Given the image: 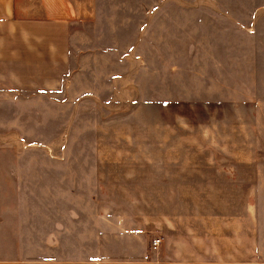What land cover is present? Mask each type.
I'll return each instance as SVG.
<instances>
[{"label":"rangeland","instance_id":"obj_1","mask_svg":"<svg viewBox=\"0 0 264 264\" xmlns=\"http://www.w3.org/2000/svg\"><path fill=\"white\" fill-rule=\"evenodd\" d=\"M72 1L61 86L0 95L15 210L94 202L73 259L264 264V0ZM73 217L64 239L89 232ZM44 244L22 241L21 264H46Z\"/></svg>","mask_w":264,"mask_h":264},{"label":"crops","instance_id":"obj_2","mask_svg":"<svg viewBox=\"0 0 264 264\" xmlns=\"http://www.w3.org/2000/svg\"><path fill=\"white\" fill-rule=\"evenodd\" d=\"M74 7L72 0H0V95L8 98L10 94L32 96L38 89L52 90L61 86L62 78L70 69L69 17L76 15ZM21 156L18 153L0 154V162ZM4 164H0V174L3 170L8 180L2 185V175L0 181V264H21V242L40 239L45 240L46 264H159L149 263L141 248L140 256L128 261L69 258L64 244L68 247L75 243L83 247L82 241L89 242L88 237H91L94 247L101 222L99 207L94 202L55 201V209L62 205L68 207L62 206L61 210L70 209L62 214L63 217L57 213L52 218L40 219L38 224L35 217L26 213L20 215L15 210L19 189L15 178L20 165L15 168L12 163ZM83 211L90 216L87 217L90 225L86 233L89 236L81 233L79 239H64L63 232H69L68 227L71 226L69 222H76L70 216ZM53 241L58 242L56 248H53Z\"/></svg>","mask_w":264,"mask_h":264},{"label":"built area","instance_id":"obj_3","mask_svg":"<svg viewBox=\"0 0 264 264\" xmlns=\"http://www.w3.org/2000/svg\"><path fill=\"white\" fill-rule=\"evenodd\" d=\"M159 243H160L159 238L154 239V241H153L154 246H158Z\"/></svg>","mask_w":264,"mask_h":264}]
</instances>
